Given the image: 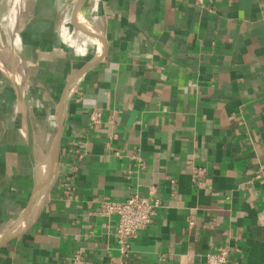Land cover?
Instances as JSON below:
<instances>
[{"label": "crops", "instance_id": "0c3cea01", "mask_svg": "<svg viewBox=\"0 0 264 264\" xmlns=\"http://www.w3.org/2000/svg\"><path fill=\"white\" fill-rule=\"evenodd\" d=\"M22 1L0 76V235L37 163L56 166L0 264H206L223 248L264 264V0ZM133 195L161 209L122 256L99 203Z\"/></svg>", "mask_w": 264, "mask_h": 264}, {"label": "built area", "instance_id": "2783aa9c", "mask_svg": "<svg viewBox=\"0 0 264 264\" xmlns=\"http://www.w3.org/2000/svg\"><path fill=\"white\" fill-rule=\"evenodd\" d=\"M91 121L97 122L98 114L90 117ZM256 178L264 180V172L255 175ZM161 209L160 200L155 197H139L133 195L125 201L105 200L99 203V213L104 217H115L116 227L114 236L116 237L118 249L122 256H126L129 250L127 241L144 230L151 222V219ZM206 264H227L229 262V252L226 248L218 252L209 253L205 256ZM71 264H84V260L79 256L70 259Z\"/></svg>", "mask_w": 264, "mask_h": 264}, {"label": "bare ground", "instance_id": "6f19581e", "mask_svg": "<svg viewBox=\"0 0 264 264\" xmlns=\"http://www.w3.org/2000/svg\"><path fill=\"white\" fill-rule=\"evenodd\" d=\"M12 10L14 12H16V10H17L16 1H14V5L12 6ZM14 12H13V14H14ZM14 17L15 16H12L13 21H14V19H16L17 16L15 18ZM80 21H81L80 26H89L88 23L81 16H80ZM15 23H16V21H15ZM16 39H17V36H16ZM17 40L19 41V39H17ZM18 63H19V61H18ZM17 75H16V77H17ZM72 87L73 86H71L70 89ZM55 155L56 154L47 155L44 159H42L41 161H39L37 163V165H36V175H35V177H36V188H35V191H34L32 197H31V201L29 203V206L26 209V211L18 218V220H17L15 226L13 227V229L10 232H8V233H12L13 232L12 234L14 235L19 230L24 229L26 226H28L31 223V221L35 217L36 213L40 209V207H41V205L43 203V200L46 197V192H47V189L49 188L51 177H52V175H53V173L55 171V166H56V156ZM38 157H40V156H38ZM8 233H5L4 235H0V237L2 238L3 236H5ZM12 234H11V236H12ZM9 237H10V235L8 237L4 238L3 240H6ZM3 240H1L0 243Z\"/></svg>", "mask_w": 264, "mask_h": 264}, {"label": "rangeland", "instance_id": "374dc122", "mask_svg": "<svg viewBox=\"0 0 264 264\" xmlns=\"http://www.w3.org/2000/svg\"><path fill=\"white\" fill-rule=\"evenodd\" d=\"M14 1H16L17 11L23 7L24 2L22 0H0V76L9 75V65L11 63V53L14 52L15 48L12 47L10 42V31H13L10 27H12V16L13 10L12 6L14 5ZM15 14V12H14ZM76 23H81L80 16L76 17ZM4 70V71H3ZM12 77V76H11ZM13 233V232H12ZM12 233H8L2 238L0 237V241L4 238L8 237ZM4 235V234H3Z\"/></svg>", "mask_w": 264, "mask_h": 264}]
</instances>
